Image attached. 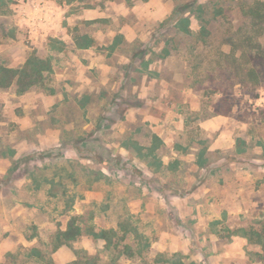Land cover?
<instances>
[{"label":"rangeland","instance_id":"rangeland-1","mask_svg":"<svg viewBox=\"0 0 264 264\" xmlns=\"http://www.w3.org/2000/svg\"><path fill=\"white\" fill-rule=\"evenodd\" d=\"M258 1L0 0V65L50 63L0 89V264H264V75L253 90L241 39Z\"/></svg>","mask_w":264,"mask_h":264},{"label":"trees","instance_id":"trees-1","mask_svg":"<svg viewBox=\"0 0 264 264\" xmlns=\"http://www.w3.org/2000/svg\"><path fill=\"white\" fill-rule=\"evenodd\" d=\"M242 16L248 19V23L242 29V58L245 59V77L251 81L253 90L259 83V74L264 75V2L258 1L246 10H242ZM183 27V22H179ZM241 42V41H240ZM50 71V63L47 59L30 54L23 65L12 69L0 65V89L6 90L15 87L17 94H23L28 90L43 84L46 73ZM243 82V81H242ZM79 217H73L67 227L58 231L54 237L52 252L62 246L76 241L82 234ZM112 231L102 230L93 233L95 237L106 240V248L111 244L109 234ZM251 241L261 246L264 254V226L260 231H249ZM30 255L40 257L36 249H31ZM71 264H95L92 258L85 261L75 260Z\"/></svg>","mask_w":264,"mask_h":264}]
</instances>
